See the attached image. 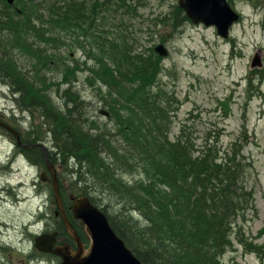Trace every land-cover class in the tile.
<instances>
[{
	"label": "trees",
	"instance_id": "16d2710c",
	"mask_svg": "<svg viewBox=\"0 0 264 264\" xmlns=\"http://www.w3.org/2000/svg\"><path fill=\"white\" fill-rule=\"evenodd\" d=\"M54 1L45 8L16 0L22 14L0 23L13 35L0 38V70L22 84L31 81L18 63L36 73L37 91L27 93L41 100L48 124L42 136L54 148L50 158L68 171L59 175L66 204L71 194L89 195L144 264H222L233 241L232 219L248 194L238 149L245 132L226 148L217 128L216 136L208 128L200 141L187 125L171 137L176 103L163 88L161 59L153 47L134 49L121 32L109 35L103 28L107 13L121 7L129 14L132 0ZM177 11L178 19L188 20ZM170 25L174 30L180 23ZM73 50L84 54V67ZM84 68L103 104L98 116L75 88ZM35 138L26 136V142L43 141ZM29 154L44 164L40 148Z\"/></svg>",
	"mask_w": 264,
	"mask_h": 264
},
{
	"label": "rangeland",
	"instance_id": "374dc122",
	"mask_svg": "<svg viewBox=\"0 0 264 264\" xmlns=\"http://www.w3.org/2000/svg\"><path fill=\"white\" fill-rule=\"evenodd\" d=\"M35 1L43 3L45 8L56 3L54 0ZM230 2L241 19L227 39L222 38L214 26L182 21V15L178 19L174 15L179 9L177 0H132L133 8H128L129 14H124L118 7L107 13V19L100 23L109 35L121 32L134 49L147 51L162 44L166 50L165 54L159 53L164 57H158L163 67V88L168 93L173 92L170 96L176 103V112L169 115L171 137H175L183 125H187L196 138L208 128L211 129L210 136H216L217 128L220 143L226 148L245 132L238 149L244 156L240 161L245 168L242 190L248 194L244 193L246 201L232 219L236 221L233 241L221 259L222 264H264V0ZM168 18L171 19L169 22L166 21ZM169 23L176 27L180 25L173 30ZM0 34L10 36L7 30H0ZM73 54L84 67V54L80 50H73ZM256 58L261 63L253 65ZM84 70L78 74L75 88L92 102L91 114L98 116L103 104L99 103L95 88L85 79ZM7 105L8 102L0 96V109ZM23 117L26 126L31 121L36 124L42 121L38 113L36 118L28 114ZM42 130L44 132L45 127ZM45 139L54 149L53 143ZM14 147L9 136L0 135V159L11 153ZM33 159L35 164L25 158L17 159L11 172L0 166V176L6 174L10 182L8 194L4 193L6 198L0 197V238L20 249V252L13 249V254L5 257L0 253V259L3 257L0 264H5V258L11 264H27L26 256L30 253L35 261L56 264L51 256L35 248L37 234L51 232L60 219L55 216L56 204L49 192L51 184L41 180L46 168L36 154ZM62 170L65 167L59 170L60 175ZM16 185L14 192L12 187ZM42 216L46 221L35 225ZM23 221L28 234L22 242H17L21 238H18L21 235L18 231ZM12 222L15 233L10 229Z\"/></svg>",
	"mask_w": 264,
	"mask_h": 264
},
{
	"label": "water",
	"instance_id": "95a60500",
	"mask_svg": "<svg viewBox=\"0 0 264 264\" xmlns=\"http://www.w3.org/2000/svg\"><path fill=\"white\" fill-rule=\"evenodd\" d=\"M9 2L13 3L14 0H9ZM179 3L194 23L202 21L206 25L215 24L219 34L224 37L229 36L230 27L239 19V15L231 8L227 0H179ZM157 51L161 54L166 53L162 45L157 47ZM260 63V59L256 58L253 65ZM0 124L7 126L1 120ZM41 148L52 174L58 213L61 214L68 232L75 238L77 247L71 249L69 245H63L54 249L57 232L38 236L36 247L41 251H52L61 255L63 257L61 264H144L115 232L107 215L95 206L88 196H81L75 200L73 211L76 218L83 220L91 238L90 245L85 246L65 211L57 170L48 158L46 146L42 144Z\"/></svg>",
	"mask_w": 264,
	"mask_h": 264
},
{
	"label": "bare ground",
	"instance_id": "6f19581e",
	"mask_svg": "<svg viewBox=\"0 0 264 264\" xmlns=\"http://www.w3.org/2000/svg\"><path fill=\"white\" fill-rule=\"evenodd\" d=\"M2 19L3 18L0 17V21ZM18 67L21 69L22 74L27 77V79H30L31 84H22L21 82H18L19 80L13 77V74L10 70H0V96L8 102V105L5 108L0 109V116L5 115L9 109H12L13 112L17 115L20 114V116H25L26 114H28V116H31V118H36V115H32L33 112H36L40 115L43 114L40 108L41 100L39 96L35 93H33V95H29L27 93V90H33V92L37 91L36 87L38 86V78L36 77V73L32 71L25 63H18ZM40 75L44 77L46 76V73L40 72ZM53 86L55 87L56 85L53 84L52 87ZM40 120H42L40 124L32 123L29 127L26 126L24 123L22 125L23 128L14 125L5 126L0 124V135L9 136L11 142L15 145L11 153H7L6 155H4V158L0 159V166L4 168H12L11 166H13L15 161L19 158V149L17 148L15 143L16 136L25 135L30 136L32 138H43L42 135L48 127V124L46 123L44 117ZM42 127H45L44 132L42 130ZM66 172H68L67 169L65 170V174H67ZM13 191L15 192L16 188H13ZM13 232H16L15 228L13 229ZM18 233L21 234L18 236V238H21L17 242H22L28 234L25 231L22 233L18 231Z\"/></svg>",
	"mask_w": 264,
	"mask_h": 264
},
{
	"label": "flooded vegetation",
	"instance_id": "af4514ba",
	"mask_svg": "<svg viewBox=\"0 0 264 264\" xmlns=\"http://www.w3.org/2000/svg\"><path fill=\"white\" fill-rule=\"evenodd\" d=\"M6 6L7 5H1V7H0V9H2V8H6ZM8 7V6H7ZM3 117H5L6 119H8V120H12V119H10L9 118V116L8 115H3ZM21 156H24V155H21ZM9 171H12V169L11 168H9ZM5 173V172H4ZM0 179H1V186H0V189L2 190L1 192H0V197H3V198H6V196L4 195V193L5 194H8L7 192H8V190H9V188H8V185L10 184V182L7 180V175L6 174H4V175H2V176H0ZM26 184V183H25ZM76 221V220H75ZM23 224H22V226H20V232L22 233V232H27V229H26V225H25V222L23 221L22 222ZM77 224H78V222H77ZM12 226H14V224H12ZM15 228V227H14ZM68 238H64V237H62V239H61V237H60V240H59V243H69L71 246H73V244H74V241L71 239V237H69V236H67ZM85 237V236H84ZM70 238V239H69ZM86 238V237H85ZM83 239V238H82ZM87 239V238H86ZM71 240V241H70ZM86 242V241H85ZM73 243V244H72ZM11 243L10 242H8V241H5V240H3V239H1L0 238V253H2L3 255H4V257L7 255V253L5 252V249L10 245ZM2 258L3 257H1V259H0V261L2 260ZM5 261H7V259L5 258Z\"/></svg>",
	"mask_w": 264,
	"mask_h": 264
}]
</instances>
